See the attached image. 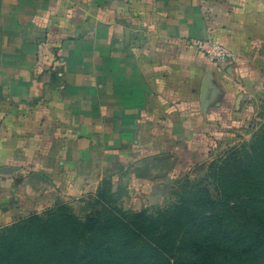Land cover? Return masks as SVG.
I'll return each instance as SVG.
<instances>
[{
    "label": "crops",
    "instance_id": "0c3cea01",
    "mask_svg": "<svg viewBox=\"0 0 264 264\" xmlns=\"http://www.w3.org/2000/svg\"><path fill=\"white\" fill-rule=\"evenodd\" d=\"M205 39L233 59L212 64ZM258 90L264 0H0V170L31 163L47 179L0 174V225L130 168L180 171Z\"/></svg>",
    "mask_w": 264,
    "mask_h": 264
},
{
    "label": "trees",
    "instance_id": "16d2710c",
    "mask_svg": "<svg viewBox=\"0 0 264 264\" xmlns=\"http://www.w3.org/2000/svg\"><path fill=\"white\" fill-rule=\"evenodd\" d=\"M213 169L215 194L167 208L126 214L100 189L4 227L0 264H264V131Z\"/></svg>",
    "mask_w": 264,
    "mask_h": 264
},
{
    "label": "rangeland",
    "instance_id": "374dc122",
    "mask_svg": "<svg viewBox=\"0 0 264 264\" xmlns=\"http://www.w3.org/2000/svg\"><path fill=\"white\" fill-rule=\"evenodd\" d=\"M222 121H224L223 128L215 129L202 136L203 140L199 142L201 146H197L195 149L197 155H195L194 161L189 164V161L184 159V166L180 171L176 169V160L167 161L160 170L154 166H140L135 168L137 169L135 173L136 170L130 168L124 172L125 174L122 173L124 175H121L120 181L114 182L112 178L105 179L99 190L102 189V192L106 193L111 205L121 209L126 214L167 208L179 201L180 194L190 187L195 189L197 185L207 188L209 193L215 194L212 183L214 165L223 162L231 152L252 144L264 131V92L258 90L255 97L247 99L244 110L232 112L230 116L223 117ZM42 152H46V150H42ZM170 155L171 153L168 154V156ZM27 164L20 168H2L0 174L11 176L12 180L18 184L27 181V184L37 182L40 186L47 182L43 174L46 172L44 168L40 167V171L37 172L31 163ZM141 174L160 176L159 182L155 185L146 182L137 183L135 175ZM99 190L95 194H87L80 198L61 199L52 207L39 212L27 211L16 216L8 224H1L0 230L32 215L41 214L59 203H73L78 209V204L75 201L96 195ZM191 204L188 205L191 206ZM243 220V223H246L247 216H243Z\"/></svg>",
    "mask_w": 264,
    "mask_h": 264
},
{
    "label": "built area",
    "instance_id": "2783aa9c",
    "mask_svg": "<svg viewBox=\"0 0 264 264\" xmlns=\"http://www.w3.org/2000/svg\"><path fill=\"white\" fill-rule=\"evenodd\" d=\"M194 46L212 64L223 65L233 59L232 51L225 44L217 40H199Z\"/></svg>",
    "mask_w": 264,
    "mask_h": 264
}]
</instances>
